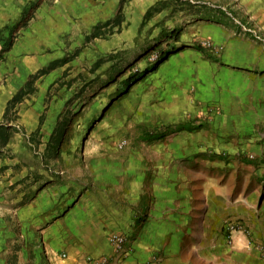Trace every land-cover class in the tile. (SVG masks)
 <instances>
[{
	"label": "crops",
	"instance_id": "obj_1",
	"mask_svg": "<svg viewBox=\"0 0 264 264\" xmlns=\"http://www.w3.org/2000/svg\"><path fill=\"white\" fill-rule=\"evenodd\" d=\"M181 1L170 30L182 31L122 93L98 144L66 177L40 173L22 216L45 264H264V43L238 23L264 38V0ZM231 222L243 226L233 240Z\"/></svg>",
	"mask_w": 264,
	"mask_h": 264
},
{
	"label": "rangeland",
	"instance_id": "obj_2",
	"mask_svg": "<svg viewBox=\"0 0 264 264\" xmlns=\"http://www.w3.org/2000/svg\"><path fill=\"white\" fill-rule=\"evenodd\" d=\"M161 1L150 10V0H0V264H45L22 209L40 173L66 177L82 148L98 144L122 93L180 34L170 29L187 3ZM153 20L164 29L154 46Z\"/></svg>",
	"mask_w": 264,
	"mask_h": 264
},
{
	"label": "built area",
	"instance_id": "obj_3",
	"mask_svg": "<svg viewBox=\"0 0 264 264\" xmlns=\"http://www.w3.org/2000/svg\"><path fill=\"white\" fill-rule=\"evenodd\" d=\"M238 23L243 27L244 29V33H248V34H252L255 36V38L260 41V42H263L264 43V38L259 35L258 31L256 28L254 27H249V26H246V25H243L241 22L238 21ZM204 46H207L209 48H212L213 45L211 42H204ZM160 60V54H156L154 55L150 61L151 62H156V61H159ZM128 144V141L127 140H124L122 141L120 144H119V148H123L125 147L126 145ZM239 230H243V226L239 223V222H231L229 224V231H230V240H233L232 236H233V233L235 231H239ZM111 243L116 247V250L118 252H126L127 249H128V244H129V238L126 236V235H123V234H115L111 237ZM260 252L261 254L264 256V246H261L260 247ZM64 257H66V255H63Z\"/></svg>",
	"mask_w": 264,
	"mask_h": 264
}]
</instances>
